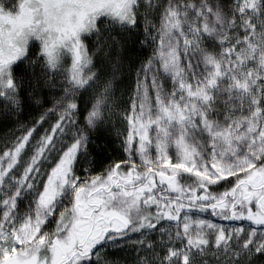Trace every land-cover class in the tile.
Wrapping results in <instances>:
<instances>
[{
    "label": "snow or ice",
    "instance_id": "snow-or-ice-1",
    "mask_svg": "<svg viewBox=\"0 0 264 264\" xmlns=\"http://www.w3.org/2000/svg\"><path fill=\"white\" fill-rule=\"evenodd\" d=\"M0 264H264V0H0Z\"/></svg>",
    "mask_w": 264,
    "mask_h": 264
}]
</instances>
